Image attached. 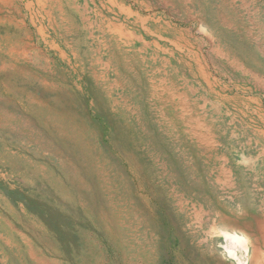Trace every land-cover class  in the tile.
<instances>
[{"label": "rangeland", "instance_id": "rangeland-1", "mask_svg": "<svg viewBox=\"0 0 264 264\" xmlns=\"http://www.w3.org/2000/svg\"><path fill=\"white\" fill-rule=\"evenodd\" d=\"M0 219V264H264V0H0Z\"/></svg>", "mask_w": 264, "mask_h": 264}, {"label": "bare ground", "instance_id": "bare-ground-1", "mask_svg": "<svg viewBox=\"0 0 264 264\" xmlns=\"http://www.w3.org/2000/svg\"><path fill=\"white\" fill-rule=\"evenodd\" d=\"M4 26V25H3ZM11 30V29H10ZM23 30V29H22ZM9 31V30H8ZM10 32V31H9ZM8 32V33H9ZM7 33V32H6ZM2 34V33H1ZM4 34H2V36H3ZM10 35H11V33H10ZM9 36V35H8ZM3 39V38H2ZM49 90H51V89H49ZM31 98V97H30ZM39 98V97H38ZM57 101V100H56ZM31 102V101H30ZM39 102V101H38ZM42 102V101H41ZM29 103V102H28ZM28 106V105H27ZM30 108H32V107H30ZM35 109V108H34ZM35 111H37V110H35ZM34 111V112H35ZM40 111H41V109H40ZM41 113V112H40ZM38 114V113H37ZM42 114V113H41ZM51 114V113H50ZM48 115V114H47ZM49 117V116H48ZM46 119V118H45ZM47 120V119H46ZM55 120V119H54ZM57 120V119H56ZM60 122V121H59ZM63 124V123H62ZM61 125V124H60ZM59 125V126H60ZM84 125V124H83ZM58 126V125H57ZM66 126V125H65ZM69 127H71V126H69ZM7 129V128H6ZM62 129V128H61ZM3 130V129H2ZM67 130V128L65 129V131ZM69 130V129H68ZM66 133V132H65ZM62 134V133H61ZM59 135V134H58ZM73 138V137H72ZM66 140V139H65ZM62 141V140H61ZM71 149V148H70ZM78 149V148H77ZM44 168V167H43ZM88 171V170H87ZM89 172V171H88ZM90 173V172H89ZM88 173V174H89ZM92 174V173H91ZM91 174H89V176L91 175ZM88 176V175H87ZM88 176V177H89ZM75 180V179H74ZM37 182V181H36ZM72 183H74V182H72ZM78 183H80V182H78ZM77 184V183H76ZM86 184V183H85ZM73 185H75V183L73 184ZM78 185V184H77ZM83 185V184H82ZM71 186H72V184H71ZM72 188H74V187H72ZM79 188V187H78ZM73 191H75L74 189H72ZM79 190H80V188H79ZM96 190V189H95ZM83 191H85V190H83ZM81 192V191H80ZM84 193V192H83ZM67 195V194H66ZM85 196V195H84ZM67 198V197H66ZM79 198V197H78ZM86 198V197H85ZM72 199V198H71ZM80 200V199H79ZM83 200V199H82ZM89 203V202H88ZM87 203V204H88ZM91 203H89V205H90ZM105 204V203H104ZM63 205V204H62ZM80 205V204H79ZM117 205V204H116ZM119 205V204H118ZM117 205V206H118ZM66 206V205H65ZM83 206V205H82ZM85 206V205H84ZM91 206V205H90ZM107 206V205H106ZM86 207V206H85ZM104 207V206H103ZM86 209V208H85ZM93 209V208H92ZM112 209H114V208H112ZM82 210V209H81ZM88 210V209H87ZM104 210V209H103ZM89 211V210H88ZM113 211H115V210H113ZM102 212V211H101ZM115 213V212H114ZM87 214V213H86ZM2 217V216H1ZM31 218V217H30ZM120 219H122V218H120ZM1 220V219H0ZM108 220V219H107ZM32 221H33V219H32ZM36 222V221H35ZM7 223V222H6ZM39 223V222H38ZM35 224V223H34ZM37 224V223H36ZM38 225H40V224H38ZM36 226V225H35ZM33 226L31 225V228H32ZM38 227V226H37ZM44 227V226H43ZM28 228V227H27ZM34 228V227H33ZM42 228V227H41ZM46 228V227H45ZM4 230V229H3ZM31 230H33V229H31ZM38 230V229H37ZM35 231H36V229H35ZM40 232V231H39ZM35 233V236L37 237V239H39V235H38V233L37 232H34ZM8 234V233H7ZM25 235V234H24ZM30 235V234H29ZM13 237V236H12ZM26 238V237H25ZM33 238V237H32ZM46 238V237H45ZM50 238V237H49ZM233 238L235 239V240H237L238 242H243V239L241 238V237H239V236H233ZM7 240H8V242H10L11 243V238L9 237V238H6ZM23 239V238H22ZM2 240V239H1ZM42 240H44V238L42 239ZM48 240V239H47ZM13 241V240H12ZM23 241V240H22ZM29 241V240H28ZM2 242V241H1ZM8 242H4L5 244H10V243H8ZM45 242V241H44ZM43 242V243H44ZM13 243V242H12ZM28 243V242H27ZM42 243V244H43ZM53 243V242H52ZM16 244V243H15ZM18 244V243H17ZM50 244V243H49ZM14 245V244H13ZM40 245H41V243H40ZM51 245V244H50ZM26 246V245H25ZM45 246V245H44ZM12 247V246H11ZM14 247V246H13ZM30 247V246H29ZM48 247V246H47ZM34 248V247H33ZM36 248H38V247H36ZM36 248H34V250L36 249ZM25 249H27V247H25ZM15 250V249H14ZM48 250H52V249H48ZM41 251V250H40ZM39 251V252H40ZM1 252V251H0ZM17 252H15V257L20 261V264H52V263H49V262H46V259H45V261L43 260V259H41L38 255H36L35 253H34V251H33V249L30 247V251L28 252V255H29V258H26L23 254H21V256H20V254L18 255V254H16ZM37 253V252H36ZM41 253H42V251H41ZM26 254H27V252H26ZM7 257V256H6ZM82 259V258H81ZM18 261V262H19ZM28 261H30V262H28ZM50 261V260H49ZM53 261V260H52ZM6 262V261H5ZM86 262V261H85ZM89 263H91V262H89ZM88 264V263H87Z\"/></svg>", "mask_w": 264, "mask_h": 264}]
</instances>
